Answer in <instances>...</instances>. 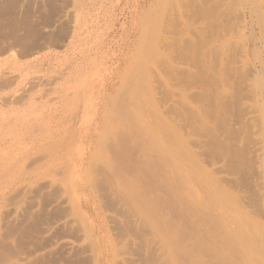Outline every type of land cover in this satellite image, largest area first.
I'll use <instances>...</instances> for the list:
<instances>
[{"label":"rangeland","instance_id":"rangeland-1","mask_svg":"<svg viewBox=\"0 0 264 264\" xmlns=\"http://www.w3.org/2000/svg\"><path fill=\"white\" fill-rule=\"evenodd\" d=\"M0 264H264V0H0Z\"/></svg>","mask_w":264,"mask_h":264}]
</instances>
